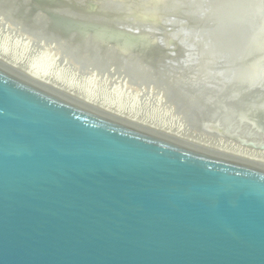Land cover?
I'll list each match as a JSON object with an SVG mask.
<instances>
[{
  "label": "water",
  "instance_id": "obj_1",
  "mask_svg": "<svg viewBox=\"0 0 264 264\" xmlns=\"http://www.w3.org/2000/svg\"><path fill=\"white\" fill-rule=\"evenodd\" d=\"M138 10L120 16L156 25ZM181 28L233 41L205 42L217 52L209 63H236L242 76L201 71L227 96H213L224 115L209 130L264 151L263 19L227 11ZM0 264H264V163L137 125L0 62Z\"/></svg>",
  "mask_w": 264,
  "mask_h": 264
},
{
  "label": "rangeland",
  "instance_id": "obj_2",
  "mask_svg": "<svg viewBox=\"0 0 264 264\" xmlns=\"http://www.w3.org/2000/svg\"><path fill=\"white\" fill-rule=\"evenodd\" d=\"M138 9L156 25L130 24L129 17L120 16ZM227 11L264 22V0H0V44L58 79L129 107L138 116L208 134L210 125L224 115L220 109L212 111L218 104L213 96H227L219 81H205L201 71L215 69L216 78L224 82L242 76H232L233 62L214 67L208 62L214 51L204 50L210 38V45L221 46L230 45L231 39L211 33L192 37L181 22L215 19ZM211 24L213 29L224 23ZM195 29L201 32L200 26Z\"/></svg>",
  "mask_w": 264,
  "mask_h": 264
},
{
  "label": "bare ground",
  "instance_id": "obj_3",
  "mask_svg": "<svg viewBox=\"0 0 264 264\" xmlns=\"http://www.w3.org/2000/svg\"><path fill=\"white\" fill-rule=\"evenodd\" d=\"M247 9H248V7H247ZM64 28H65V26H64ZM67 28H68V26H67ZM4 46L5 45L0 44V62L4 63L5 65L15 69L16 71L21 72L22 74H24V75H26L32 79H35V80L55 89L57 91L65 93L66 95H69V96H71L75 99H78L84 103H87V104L93 106L94 108H97L99 110L107 112L111 115L117 116L119 118L128 120V121L135 123L137 125H140V126H143L146 128H150V129L159 131L161 133L168 134L169 136H172L176 139H179V140L191 143V144L199 145L202 147L214 149V150L221 151L224 153H228L231 155H235L238 157H242V158H246L249 160L264 163V151H262V150H256V149L244 147V146L240 145L239 143H237L231 139L225 138L223 136H220L216 133H208V134L205 133L204 134V133L190 132L188 130L187 131H180L179 128L172 127L168 123L163 122L161 119H158V118H156V119L149 118L148 119L147 117L138 116L135 113H133V111H131V109L129 107H123V106L115 105L113 102H111L107 99H103L100 96H98V93L96 94V93H90V92L84 91L82 89H79L77 86H75V83H73V82L70 83L69 81L66 82L65 80L58 79V77H56L55 74L48 73L47 71L43 70V68L41 69L38 66L37 62H35V61L29 62L26 60L24 61V59L23 60L20 59L22 57H19L18 55L14 54L12 52H9L8 49L5 48L7 46H5V47ZM136 46H140V45H136ZM149 47H151V46H149ZM141 49L144 50L145 48L143 49L141 47ZM148 51L149 50L144 52V54H146ZM161 52H159V53H161ZM159 53H157L156 55H158ZM151 54L153 55V53H151ZM152 55H151V57H154ZM163 55H165V54H163ZM148 58H149V55H148ZM196 73H199V72L196 71ZM195 77H196V75H195ZM211 86H213V85H211ZM209 88H211V87H208V89ZM208 89H206V90H208ZM207 94H208V92H207Z\"/></svg>",
  "mask_w": 264,
  "mask_h": 264
}]
</instances>
